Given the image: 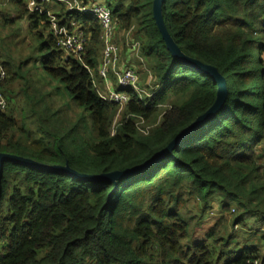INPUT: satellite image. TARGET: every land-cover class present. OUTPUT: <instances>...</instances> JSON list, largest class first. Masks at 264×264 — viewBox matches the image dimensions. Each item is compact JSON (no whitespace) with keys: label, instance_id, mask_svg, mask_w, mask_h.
<instances>
[{"label":"trees","instance_id":"16d2710c","mask_svg":"<svg viewBox=\"0 0 264 264\" xmlns=\"http://www.w3.org/2000/svg\"><path fill=\"white\" fill-rule=\"evenodd\" d=\"M3 1L1 30L27 23L33 42L19 61L0 46L7 110L17 96L9 86L24 83L23 103L0 111V154L68 164L81 175L122 172L165 150L216 101L212 79L166 50L153 0L90 2L106 6L117 28L138 21L140 55L157 87L146 103L129 92L118 121V106L94 85L101 83L98 21L60 9L58 20L89 34L85 54L65 62L46 15L29 12L25 0ZM162 15L182 53L225 79L223 107L151 167L115 183L5 162L0 264H264V0H164ZM178 97L187 98L169 105ZM135 117L154 122L147 136ZM191 198L201 215L216 199L221 214L197 238Z\"/></svg>","mask_w":264,"mask_h":264},{"label":"built area","instance_id":"2783aa9c","mask_svg":"<svg viewBox=\"0 0 264 264\" xmlns=\"http://www.w3.org/2000/svg\"><path fill=\"white\" fill-rule=\"evenodd\" d=\"M49 1L50 0H25V3L29 12L47 16L48 32L54 38L56 47L61 50L64 55L65 53L70 55H68L69 57L64 56V60L80 59V57L85 54V47L89 41V34L79 30L74 22L58 20L55 15L45 10L43 6ZM59 3L66 8V12L70 14L77 13L88 15L95 18L99 23L101 31L99 39L102 46V62L98 68V75L104 87V91H100L98 84L94 81L99 98L107 104L118 106L119 114L130 102L129 92H133L139 101L143 103L151 99L157 87L154 86V81L150 73H148L146 85L148 88H144L140 85L139 73L135 71V69H126L122 71L117 66L119 51L114 42L116 27L108 8L101 3H84L78 0H61ZM133 48L139 51V44H134ZM138 59L140 63L144 65L145 61L141 58V55ZM145 71L148 72V69ZM111 76H113L116 81V90H113L109 83ZM3 79L4 72L0 68V83ZM7 107L8 101L0 91V111H6ZM135 127L137 132L142 136H147L152 128V126L147 127L145 125V120L141 117H135ZM254 264L259 263L254 262Z\"/></svg>","mask_w":264,"mask_h":264},{"label":"rangeland","instance_id":"374dc122","mask_svg":"<svg viewBox=\"0 0 264 264\" xmlns=\"http://www.w3.org/2000/svg\"><path fill=\"white\" fill-rule=\"evenodd\" d=\"M67 1H72V0H67ZM78 1H84V0H78ZM5 1L0 0V23H2L1 17L2 15H6L5 13V7L4 6ZM64 9V11H66V8L64 6H62ZM109 10V9H108ZM110 11V10H109ZM55 15V14H53ZM134 26V27H133ZM133 26L130 28V30L125 31L123 29L117 28L116 27V32H115V36H114V42L115 45L118 48L119 51V57H118V61H117V66L120 68L121 64L123 63V61H125V55L128 53V57L130 59V64H129V68L128 69H135V71H137L139 73V78H140V85L142 87H146L147 85V76H148V72H146L145 70L148 69V64H146V62H144V65L140 63L138 57L140 56V50L138 51L136 48L134 49L133 46L135 43L140 44V37L138 38V34H137V26H138V21H134L133 22ZM14 29L12 31H10V29L4 27L3 30H1V24H0V46H3L5 50L8 51L9 56L11 58H14L16 61L21 60L22 58H25L29 55V48L28 45H30L33 41L29 35V29H28V25L27 23H18L16 24L14 27ZM16 29L19 31H16ZM47 31H49L47 29ZM134 41V42H132ZM139 53V55H138ZM69 54L65 53L64 56H68ZM70 56V55H69ZM68 56V57H69ZM124 56V57H123ZM102 46H101V52H100V60L99 62H102ZM71 58V57H70ZM142 58V57H141ZM146 57H144L145 59ZM262 61L264 62V54H262ZM66 62V60H65ZM142 65L144 68H142ZM139 66L141 68V71L138 69ZM111 79H114L113 76L110 77ZM113 84L111 85V87L113 88V90L117 89L116 86V81L115 79L112 80ZM24 83H22L21 81L14 83L13 85L9 86V89H12L17 96L15 97V99L12 100V105L11 108L9 110H7L8 112L10 110H14L15 103H23V97L24 94H21V88L23 87ZM7 87V85H6ZM99 90L104 91V87L103 85L100 83V85L98 86ZM148 88V87H146ZM187 97H178V98H174L171 100V102L169 103V105H179L182 102H184L186 100ZM19 100V101H18ZM21 100V101H20ZM167 105L165 106L164 110L167 109ZM6 111V112H7ZM121 114V112H120ZM120 114L118 116H116L117 118H115V121H118L120 119ZM117 115V113H116ZM15 118L19 119L20 117V113L18 111H15L14 114ZM160 121V117L158 118L157 122ZM154 124V122H150V120L147 122L145 120V125L148 126H152ZM188 209L191 212V216L195 217L197 220V226H196V230H195V237H199L200 235L204 234V232H207V230L211 229L212 227H215L216 222L220 219L221 214L219 213V208H218V201L216 199L212 200L210 202V209L205 212L203 215L198 213L199 210V204L195 201V199L193 200V198H191L188 201ZM226 219H230V216H226ZM237 229H240L239 227H237ZM258 233H261V231H259ZM197 241H199L198 239H196ZM193 242L195 240H192ZM264 246V242H262L261 244H259V247Z\"/></svg>","mask_w":264,"mask_h":264},{"label":"water","instance_id":"95a60500","mask_svg":"<svg viewBox=\"0 0 264 264\" xmlns=\"http://www.w3.org/2000/svg\"><path fill=\"white\" fill-rule=\"evenodd\" d=\"M163 3H164V0H153L152 14H153V20L165 44L166 50L171 55V57L175 59L178 63L188 66L191 69L199 73H202L204 75H207L209 78L212 79L213 83L216 84L217 89H218L217 98H216L214 105L205 114L198 117L193 124H191L188 128L182 131L180 135H178L168 145V147L165 150L159 152L152 159L145 162L144 164L134 167L132 169H128L122 172H112L109 174H101V175H81V174H78L76 171L72 170L68 164H66L65 166H56V165L49 166V165H45V164L32 161L30 159H24L21 157L8 155V154H0V179L2 175L3 164L5 162H12L15 164L31 167L33 169H37L41 171L64 174L66 176H69V177H72L78 180H82V181H89L93 183H101V182L115 183L116 181L120 179L136 175L142 172L143 170L151 167L158 160L162 159L166 153L171 152V150L175 148V146L179 144L183 139H185L190 134H192L194 131H196L207 120L212 118L223 107L225 100L227 98V87H226L225 79L217 71L216 68L209 66V65H205L201 63L200 61L187 57L186 55L182 53L178 45L174 42V40L170 36L165 26V23L163 22V15H162Z\"/></svg>","mask_w":264,"mask_h":264},{"label":"crops","instance_id":"0c3cea01","mask_svg":"<svg viewBox=\"0 0 264 264\" xmlns=\"http://www.w3.org/2000/svg\"><path fill=\"white\" fill-rule=\"evenodd\" d=\"M59 1H61V0H50L49 2H46L45 4H44V6H43V8L45 9V10H47L48 12H50V13H52V14H55V16L57 15H59L60 14V9L61 8H63L62 7V5L59 3ZM92 0H88V2H91ZM65 22H71V20H64ZM77 27H78V25H76ZM134 27V26H133ZM79 28V30H81L80 29V27H78ZM140 36L138 35V38H139ZM132 42H134V41H132ZM135 44H137V43H135ZM135 49V48H134ZM128 53L125 55V61H123V63L121 64V67H120V69L123 71V70H126V69H128L129 67V64H130V59H129V57H128ZM124 57V56H123ZM142 64V63H141ZM99 65H100V62H99ZM138 67V69L141 71V68L139 67V66H137ZM98 68H99V66H98ZM142 68H144L143 67V65H142ZM112 80H114V79H110L109 80V83H110V85H112L113 84V81ZM100 84H98V86H99Z\"/></svg>","mask_w":264,"mask_h":264}]
</instances>
